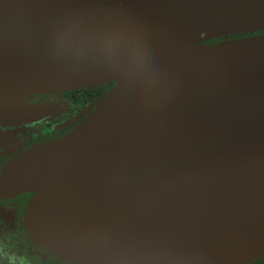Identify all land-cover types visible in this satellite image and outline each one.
<instances>
[{"label":"water","instance_id":"water-1","mask_svg":"<svg viewBox=\"0 0 264 264\" xmlns=\"http://www.w3.org/2000/svg\"><path fill=\"white\" fill-rule=\"evenodd\" d=\"M256 30L264 0H0V91L22 93L7 107L115 83L19 154L38 241L80 264L263 253L264 33L203 42Z\"/></svg>","mask_w":264,"mask_h":264},{"label":"flooded vegetation","instance_id":"flooded-vegetation-1","mask_svg":"<svg viewBox=\"0 0 264 264\" xmlns=\"http://www.w3.org/2000/svg\"><path fill=\"white\" fill-rule=\"evenodd\" d=\"M114 84L26 93L9 107L0 101V264H75L49 250L26 227L24 211L34 182L25 180L19 154L64 136ZM0 95L22 93L1 90Z\"/></svg>","mask_w":264,"mask_h":264},{"label":"trees","instance_id":"trees-1","mask_svg":"<svg viewBox=\"0 0 264 264\" xmlns=\"http://www.w3.org/2000/svg\"><path fill=\"white\" fill-rule=\"evenodd\" d=\"M261 33H264V30H256V31H249V32H239V33L230 34V35H226V36H220V37L210 38L208 40H204L203 42L204 43H210V42L218 41L220 39H228V38L242 37V36L254 35V34H261ZM103 96L104 95H102L101 97H103ZM101 97H99L98 100ZM98 100H97V102H98ZM96 103H92L93 104V107L95 106L94 104H96ZM88 108H89V106H88ZM89 110H91V109L89 108ZM73 263L80 264V263H76V262H73ZM246 264H264V252L261 253V254H259L258 256H256L255 258H253L252 260H250Z\"/></svg>","mask_w":264,"mask_h":264},{"label":"rangeland","instance_id":"rangeland-1","mask_svg":"<svg viewBox=\"0 0 264 264\" xmlns=\"http://www.w3.org/2000/svg\"><path fill=\"white\" fill-rule=\"evenodd\" d=\"M4 103H6L5 101L4 102H2V104H3V106H5V104ZM263 238V237H262ZM244 246H245V248L246 247H250V248H253L255 245L254 244H251V243H249V242H246L245 244H244Z\"/></svg>","mask_w":264,"mask_h":264}]
</instances>
